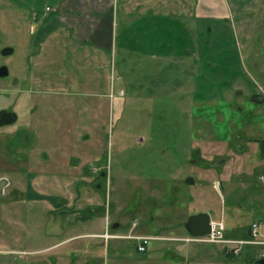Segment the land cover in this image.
<instances>
[{
  "label": "rangeland",
  "instance_id": "rangeland-1",
  "mask_svg": "<svg viewBox=\"0 0 264 264\" xmlns=\"http://www.w3.org/2000/svg\"><path fill=\"white\" fill-rule=\"evenodd\" d=\"M138 1L141 13H124ZM126 2L128 7L124 0L117 5L107 50L74 52L66 62L74 66L71 83L41 89L37 75L51 57L32 58L40 49L33 44L36 18L58 0H0V65L10 69L0 77V107L19 116L0 128V178L8 179L0 193V264L32 263L41 254L18 249L31 236L53 232L59 221L66 231L78 221L49 212L53 197H79L81 206L89 200L91 208L82 213L92 212L95 227L105 230L114 220L124 233L134 221L152 222V215L183 225L199 210L214 218L224 210L226 224L239 230L264 222V101L255 97L264 92V0ZM227 2L233 11L223 16ZM251 32L257 45H240ZM96 53L102 58L92 63ZM77 156L93 183L77 170ZM190 177L197 183L189 184ZM34 210H48L43 229ZM103 239L88 264H140L136 256L166 251L143 253L132 238L110 239L108 247ZM188 244L211 259L212 244L176 245ZM256 250L250 245L223 258L260 264Z\"/></svg>",
  "mask_w": 264,
  "mask_h": 264
},
{
  "label": "crops",
  "instance_id": "crops-1",
  "mask_svg": "<svg viewBox=\"0 0 264 264\" xmlns=\"http://www.w3.org/2000/svg\"><path fill=\"white\" fill-rule=\"evenodd\" d=\"M124 3L127 7L130 5L127 4L126 0H124ZM118 4L119 0H58V3L55 6L50 7V9H47L48 12L45 11L43 16H37L36 20L39 21V24L37 27H35V29L37 28L38 34L35 36V38H33L35 41L33 44L40 47V49L31 53L32 58L39 57L43 54V56L51 57V59H53H48V62L44 64L43 69L40 71L41 73L37 75L40 77V80H38V77L36 83L41 86V89H58L64 84H67V82L71 83V79L74 78L75 74L72 71L74 66H70L66 62L68 60L72 61V54L74 52H77L82 48L88 49V52H93L92 49L94 48L107 50V47H109V45L113 42V35L116 31V12L118 10ZM139 7L143 8V3L141 1H138L133 7L130 5L128 7L130 10H125L124 13H138ZM145 7L146 6H144V8ZM150 8H152V6ZM231 10L233 11V9L229 8L227 2L224 11L221 12V14L223 16H229L231 14ZM139 12L141 13L142 11L139 10ZM39 18L41 19L38 20ZM36 20L34 21L35 23H37ZM33 25L34 24H31V26ZM35 33L36 30L34 32L32 31L33 35ZM251 35L252 32L248 35L246 43L241 42L240 45L243 44L246 47L254 45L259 38L255 39L253 42L252 38H250ZM256 45L257 43L255 46ZM100 58H102L100 57V54L96 53L94 59H92V63L99 62ZM256 64L258 65V62H256ZM1 66L2 64L0 67ZM42 84L46 85V87H43ZM256 101L258 103L262 102L261 99H256ZM241 149L246 150V146H243ZM77 157L79 158L77 163L78 167H76L77 170H82V175L88 177L86 178V181L88 183L89 181L90 183H93L91 181V177L86 175V169L83 166V163L80 162V156ZM228 160L229 159L225 158L224 160H221L213 165L218 166L222 162L226 163ZM80 167L84 168L81 169ZM188 183L196 184L197 180L194 177H190L188 178ZM220 184L221 183L218 179H215L213 182L214 188L219 189L221 192ZM5 185L0 193H2V191L6 188ZM35 194L36 192L33 191L34 199L32 200L34 202H38ZM221 194L223 193L221 192ZM79 199V197H76V199H74V197L72 199H66L62 197L50 198L48 201V203L51 205L49 212H53L57 209L62 215L66 217L70 216L77 218L78 221L70 224L66 231H63L62 223L59 221L56 222L54 227H52L54 228L53 232H48V230L43 232V230H41L37 231L36 236H31V238H29V240L24 243L25 247L18 248L20 251L27 252L28 254H41L36 259L31 260L32 263L29 264H88L90 259H92V257L94 258V255L100 254L102 238H104L103 244L108 247L111 246L110 239L124 238H106L104 234L108 230V226L109 228L111 227L115 230L113 232L108 230L110 233L125 235L133 231L136 234L149 235L152 237L159 236L158 238L154 237L151 239L146 249L142 252L146 253L148 250H150L151 253L155 254L156 250L164 249L166 250L165 254H160L158 257H151L150 255L136 256L135 260H139L140 264H175L176 262V264H208L210 262H212V264H228V262L223 257L233 252L232 247L226 243L202 242L212 244V246L208 248L211 256V259L209 260L208 258L201 257L199 254L200 250L195 251L193 246L190 244H188L186 247H184V245H176L177 241H180V239L176 238L186 237L190 234L186 227V222L189 219L187 217L183 225H176L172 220L168 222L165 219V223L164 221L160 222L156 220V215H152L151 219H154L152 222L144 224L143 226L140 225L141 223L139 222L135 228L132 223L129 226L130 228L127 233L119 231L118 229L121 226V222L114 220L110 222L107 220L105 224L107 228L105 230L103 228L95 227L93 225L95 218H93L94 215H92V212L89 211L88 214L82 213L84 210H89L91 208L89 205V200H87V204L81 206ZM92 199L93 197L91 200ZM46 211L48 212V210H45L44 212ZM44 212H39V210H34L32 212L34 213V216H37L36 223L38 224L39 228L41 227V229H43L46 223L42 220L45 216ZM199 212L201 211H196L193 214ZM224 215V210L223 214L217 218L212 217L210 214L211 219L224 220L226 224ZM80 219H82V224L79 223ZM261 223L262 231L264 232V222ZM251 225L247 227V230L242 228L239 230L235 225L231 226V224H226L225 237L229 239L248 238L251 234ZM153 240L161 241V243L154 244L153 246V244L151 245ZM253 246L257 247L255 252L256 255L260 251L264 250L263 245H252V247ZM18 249L13 248V251H18ZM114 249L115 255L117 253L115 252L116 246H114ZM245 249L246 247L243 249V251ZM184 250H186V254H182V251ZM168 252H170V257H166ZM249 252L251 251L249 250ZM190 253H194V261L192 262L190 260ZM69 255H71L70 258L68 257ZM115 260L118 261L120 259L116 258Z\"/></svg>",
  "mask_w": 264,
  "mask_h": 264
},
{
  "label": "built area",
  "instance_id": "built-area-1",
  "mask_svg": "<svg viewBox=\"0 0 264 264\" xmlns=\"http://www.w3.org/2000/svg\"><path fill=\"white\" fill-rule=\"evenodd\" d=\"M49 8V7H48ZM264 180V175L260 177ZM137 221L134 222V226H136ZM225 229L226 224L224 221L219 220H212L211 221V231L208 234L202 236H190L184 237L182 239L187 241H200V242H212V243H228L233 246V250L235 253H239L244 245L250 244H259L264 245V232L262 231V223L261 222H254L251 226V237L246 239H229L225 237ZM105 236L107 238L114 237V236H126L135 238L138 240V248L139 250H145L149 241L154 237L148 235H141V234H134L129 233L127 235H118V234H111L106 232ZM259 256L264 257V250L259 253Z\"/></svg>",
  "mask_w": 264,
  "mask_h": 264
},
{
  "label": "water",
  "instance_id": "water-1",
  "mask_svg": "<svg viewBox=\"0 0 264 264\" xmlns=\"http://www.w3.org/2000/svg\"><path fill=\"white\" fill-rule=\"evenodd\" d=\"M12 48L6 50L7 53H11ZM9 69L7 65H2L0 67V76L8 75ZM5 116L6 121H0V125L13 123L18 119V114L16 111L3 109L0 111V117ZM105 174V173H103ZM7 178L0 179V191L7 183ZM186 227L189 230L190 234L198 236L205 235L211 231V216L207 212H199L192 214L188 221L186 222ZM260 264H264V258L260 259Z\"/></svg>",
  "mask_w": 264,
  "mask_h": 264
},
{
  "label": "flooded vegetation",
  "instance_id": "flooded-vegetation-1",
  "mask_svg": "<svg viewBox=\"0 0 264 264\" xmlns=\"http://www.w3.org/2000/svg\"><path fill=\"white\" fill-rule=\"evenodd\" d=\"M6 50H7V49H6ZM255 97H256V99H258V100L261 99L262 102L264 101V99L262 98V96L259 95V94H256ZM3 109H7V110H9V111H10V110H14V111H15V109L12 108V107H10V106H2V107H0V111L3 110ZM0 121H6L5 116L0 117ZM17 121H18V120H16V121L13 122V123H7V124L0 125V128L7 127V126H10V125H13V124L16 123ZM262 146H263V150H264V139H263V142H262ZM2 178H5V177H1L0 179H2ZM7 183H8V181H7Z\"/></svg>",
  "mask_w": 264,
  "mask_h": 264
},
{
  "label": "trees",
  "instance_id": "trees-1",
  "mask_svg": "<svg viewBox=\"0 0 264 264\" xmlns=\"http://www.w3.org/2000/svg\"><path fill=\"white\" fill-rule=\"evenodd\" d=\"M259 261H260V259H259Z\"/></svg>",
  "mask_w": 264,
  "mask_h": 264
}]
</instances>
